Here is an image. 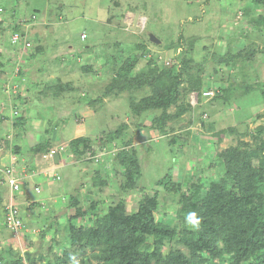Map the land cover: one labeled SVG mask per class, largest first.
Listing matches in <instances>:
<instances>
[{
    "label": "rangeland",
    "instance_id": "374dc122",
    "mask_svg": "<svg viewBox=\"0 0 264 264\" xmlns=\"http://www.w3.org/2000/svg\"><path fill=\"white\" fill-rule=\"evenodd\" d=\"M0 7L4 9L0 17V56L6 63L4 68L6 72L0 73L1 113L10 119L18 120L13 116L12 108L6 105L5 97L10 93L15 94L11 92L14 91V84L18 86L14 78L21 69L20 64L23 60V69L30 67L32 77L30 86L34 89L37 90L40 84L34 81L35 75L43 79L53 76L55 81L58 79L54 82L55 85L63 79L62 81L70 87L64 91L65 97L61 94L59 95L61 98L56 101L42 97L31 100L29 104L25 102L21 104L20 117L24 116L26 122H31L28 127L37 130L35 137L29 134L27 144L25 143L27 148L30 147V142L36 144L34 142L36 138L40 142L49 136L54 137L52 140L54 142L65 141L67 147L69 141L82 137H89L95 143L101 144L103 134L128 123L126 139L135 137L134 143L142 166V177L139 182L142 192L138 191L127 199L130 212L137 210L141 193L143 195L163 190V187L156 186V182L169 172L177 181L183 182L191 179V175L196 174V171L204 174V180L207 181L209 177L218 178L220 170L215 166L218 163V154L238 144V132L250 130L251 133L258 126L264 125V115L261 118L257 117L258 114H264L263 102L255 92L246 94L243 88H239V84H242L239 74L230 80L236 88L231 96L230 94L227 96L228 98L206 100L198 96V104L191 96L184 98V104H190L192 109L180 120L168 124V128H175V134L183 140V144L176 146L169 143L170 138H153L152 135L156 132L150 133L152 118L149 115L144 116L146 126L140 125L142 124L140 119L130 116V93L105 98L108 103L103 105L99 102L97 104L99 112L96 114L86 109L88 106L85 104L86 100L81 97L82 94H86L82 86L86 84L85 78L94 76L93 73L86 76L81 65L96 62L94 64L98 71L96 73L104 74L103 67L107 59H112L113 56L121 59L124 52H132V49H128L129 45H144L150 54L148 57L152 54L155 57L159 56L160 62L171 66L173 58L179 51L189 48L187 42L192 38L197 39L194 43L193 58L198 63L206 61L204 67L206 72L203 74L206 78L205 84L216 95L219 91L216 83L220 78L212 76L214 59L218 54L224 55L227 52L226 47L230 45L236 52L243 49L256 51L252 58V61H255L254 69L251 71L252 82L263 83L264 25L257 28V22L252 21L253 18L260 20L259 16L264 15V8L256 9L253 0H120L118 6L113 0H0ZM16 24L21 26L23 31L21 34L27 35L32 46L27 54L20 52L21 55L14 58V54L19 53L12 43L14 34L12 27ZM83 35H86V39H83ZM150 35L157 37L161 44L152 43ZM179 40L182 46H178L177 50L166 48L167 45ZM116 61L120 63L119 60ZM110 78L107 76L106 80L102 79L101 84L93 83L95 81L89 83L86 89H90L88 90L90 94L86 95L93 98L102 97ZM96 90L97 93L94 92ZM147 94L149 90L136 92L133 96L139 100ZM61 99H64L60 102L62 107H58L55 104H59ZM175 112L174 106L170 113ZM82 119H85V122H82ZM137 125L141 127V134H137ZM230 128H236L237 131L234 134L226 133L219 142L218 134L221 131L229 132ZM7 132L10 137L6 139H13L14 131ZM4 135L1 134L0 138ZM80 135L82 136L76 138ZM243 139L249 142L251 137L248 135ZM212 142L216 143L215 148H212ZM117 152L116 148L108 152L100 150L99 154H92L94 157L92 161L78 159L72 155L70 165H75L59 171L57 173L60 176L59 180L55 178L57 175L53 177L54 188L57 191L54 193H57V197L52 198H56L63 205L67 204L70 208L64 221L63 217H59L55 225L48 224L62 233L63 237L58 236L60 241L63 240L62 246L68 240L71 229L70 217L75 213V208L70 207L73 196H79L85 208L90 206V200L99 201L104 210L117 199L125 198L123 193L118 192L120 177L114 164V155ZM66 153L69 155L71 152L68 149ZM13 157L16 158L12 155L11 158ZM1 165L3 164L0 157V167ZM96 168L102 169L101 175L109 179L106 189L92 187ZM44 178V176L38 178V183L43 186L40 192L34 188L29 192L31 199L44 204V207L40 205L37 211L42 217L33 221L28 220L27 216L24 217L25 208L20 209L22 218L27 219L26 224L30 223L33 228L36 227L35 229H42L46 223L43 212L50 209L54 203L48 198V182ZM33 186L35 187V184ZM12 203L18 206L16 198H13ZM169 205L171 210L177 208L175 201L168 200L161 204L160 209L165 211ZM3 241V236L0 235V248L5 246ZM58 244H52L51 249L56 251ZM10 247L15 248V245L12 244ZM181 248L185 250L184 247ZM19 249L17 248V252Z\"/></svg>",
    "mask_w": 264,
    "mask_h": 264
},
{
    "label": "trees",
    "instance_id": "16d2710c",
    "mask_svg": "<svg viewBox=\"0 0 264 264\" xmlns=\"http://www.w3.org/2000/svg\"><path fill=\"white\" fill-rule=\"evenodd\" d=\"M113 1L116 6L119 5L120 0ZM253 1L256 9L264 8V0ZM259 17V21L254 18L252 21L257 22V28L264 25V15ZM12 29L14 34L23 33L20 25L16 24ZM195 41L196 38L189 39V48L179 51L171 66L160 62L159 56L152 54L148 57L150 54L144 45H129L128 49L132 52H124L126 58L123 53L121 59L115 56L107 59L103 64L104 74L96 73V62L81 65L83 73L86 76L93 73V77H99L97 81L111 76L103 96L98 98L86 95L89 93L86 86L94 78H85L86 84L82 86L86 94L81 97L86 100V105L96 108L98 102H104L105 98L130 93V116L140 119V125L146 126L144 116L149 115L152 118L150 133L156 132L153 138H170L172 146L183 144V140L175 134V128H168V124L180 120L192 109L190 104H184V98L193 92L202 97L204 90L208 89L203 75L206 61L198 63L193 58ZM178 46H182L181 40L166 48L177 50ZM226 49L224 55H216L218 59L215 56L213 63L212 76L220 78L216 83L219 91L214 100L228 98L234 93L236 85L230 80L239 74L242 79L239 88H243L246 94L255 92L264 107V82H252L251 71L255 62L252 58L256 51L243 49L236 52L232 45ZM22 63L19 83L26 82ZM5 66L0 56V73L6 72ZM58 83H48L43 94L52 91L59 96L70 89L69 84ZM144 90H149V94L142 99L133 96ZM15 98L13 106L20 111L25 101L21 95ZM174 106L176 112L170 113ZM263 115L258 114L257 117ZM24 119L18 117L14 127H19ZM140 125H137V134L142 132ZM128 127L129 124L124 123L116 130L103 134L101 144L82 137L68 145L70 154L75 158L91 161L92 154H99L100 150L108 152L118 148L114 164L120 177L118 192L123 193L125 198L117 199L104 210L99 201L92 199L90 206L85 208L79 196H73L70 207L75 208V213L70 217L68 240L63 244L62 252L53 251V259H45L44 264H264V125L251 133L250 130L238 132V144L218 154L215 165L220 170L218 178L209 177L207 181L204 174L196 171L191 179L183 182L177 181L169 172L156 182V186L163 187V190L143 195L138 193L140 200L134 212L129 211L127 199L138 191L142 192L139 186L142 166L135 137L126 139ZM236 131V128H230L229 132L221 131L218 141L221 142L226 133L234 134ZM248 135L251 140L245 142L243 138ZM211 144L215 148L216 143ZM0 149L12 150L14 154L19 152L18 146L7 139H0ZM51 149V141L47 138L31 146L29 151L39 155ZM101 170L96 168V176L92 178L94 189H106L109 184V179L101 175ZM168 200L175 201L177 208L171 210L169 205L167 210L162 211L161 204ZM193 212L200 220L198 227L187 219ZM25 259L31 264L36 263L31 254H26ZM25 259L13 248L0 252V264H25Z\"/></svg>",
    "mask_w": 264,
    "mask_h": 264
},
{
    "label": "crops",
    "instance_id": "0c3cea01",
    "mask_svg": "<svg viewBox=\"0 0 264 264\" xmlns=\"http://www.w3.org/2000/svg\"><path fill=\"white\" fill-rule=\"evenodd\" d=\"M28 52V51H27ZM26 52V54H27ZM25 54V56H26ZM16 55H20L19 53L14 54V58ZM18 57V56H17ZM25 58V57H24ZM23 58V59H24ZM23 61V60H22ZM24 67H25V63H24ZM28 68H24L23 69V77L26 79L27 84H29V86L27 84V89L25 87V89L27 90L26 93H24L23 97V101H25V103L29 104L31 100L33 99H37V98H48V99H52L55 100L61 98V96L55 97V95L53 94V92L51 91L49 94L44 95V89L46 88L45 86L48 85V83H54L55 81V77H47L45 79H43L42 77L39 78L38 75H35V79L34 81L36 82V84L40 83L38 86L39 88L36 90L34 89L33 86H30V82L32 81V77L30 76V71H29V66H27ZM97 76V75H96ZM94 79H91L89 81V83H91L92 81H95L93 83H98L101 84L102 81H97V77H93ZM99 78V77H98ZM63 80V79H62ZM61 80V81H62ZM33 81V82H34ZM25 82V83H26ZM63 82V81H62ZM65 83V82H63ZM88 83V84H89ZM66 84V83H65ZM90 90V89H89ZM65 91V90H64ZM95 93H97V90L94 91ZM90 94V92L88 93ZM61 95V94H60ZM62 97H65L64 92L62 93ZM64 100L61 99L59 101V104H55L58 107H62L60 105V102ZM108 101L105 99L104 102H102V104H107ZM96 106V105H95ZM93 108V109H92ZM108 108V107H107ZM86 109H89L91 111H93L95 114L98 113L99 111L97 110L98 107L96 106V108H94L93 106H86ZM2 111V110H0ZM98 111V112H97ZM28 113V112H27ZM26 115V114H25ZM24 117V116H23ZM58 118H61L60 116H57ZM16 122V121H15ZM82 122H85V119H82ZM31 122H26V119H24V121H22L21 123H19V127H14L11 125V123H9L8 117H6L5 115H3L2 113L0 114V135H4L1 136L0 139H6V137L9 135V133L7 131L13 132L14 131V138H13V143L18 146L19 148V152L17 154H14V152H12V150H3L0 149V154H1V161L2 164L1 167L3 166H13L17 176L20 178V186H21V192L16 194V201H17V205L18 208L21 209L25 208L26 210V214H24V217L28 218V220H36L37 218H41L42 215H39V213L37 212L39 210L40 205H44V204H40V202L33 200L29 197V192L32 190V188L35 189V191H37V189H39L38 191H41V187H43L41 184L38 183V178L40 176H44L45 180L48 182L47 183V193L49 195V199H52V201L54 202L51 205L50 209H47L46 211H44V218H45V224L43 225L42 229H35L33 228V226H30L31 224L29 223L28 225L26 224L27 219L24 220V228L22 230H20V232H18L17 234L12 233L10 231H7L5 226H4V216H5V209L7 207V205L9 204V188L7 187V185L4 183V179L3 176L0 175V199L1 204H0V235L3 236V245L5 244L4 248H0V252L8 249V248H12L10 247L12 244L15 245V248H13L15 251H17V248L19 249V253L21 254L22 257H24L26 254H31V256L34 258V262H36L35 264H41V263H45V259H47V261H50L53 259V249H51L52 244H58L57 246V253H61L62 250L64 249V245L62 246V243L60 242V239L58 236L61 235L62 233H59V230H54L53 228H51L49 225H55V222L57 220V218L59 217H63V221H64V217L69 213V206H67V204H61L60 201L56 200V198H52L57 197V192L56 189L54 188V182H53V177L55 175H57L58 177H60L57 173L63 169H66L68 167H72L73 165H70V161H71V154H67L62 153L59 156V160L58 162L55 161H51V160H43L41 158V155H33L30 151L29 148L33 145V142H30V147L27 148L26 144V140L29 137V134L32 135L33 137H35L37 130L34 127H28V125ZM31 125V124H30ZM36 126V125H35ZM18 131V133H17ZM21 132V133H20ZM47 134V132H46ZM82 135L76 137L79 138ZM54 139V137H50L49 136V140L51 141V145L52 148L53 147H57L60 146L62 144H66V142H54L52 141ZM75 140V139H74ZM30 141V140H28ZM73 141V140H72ZM35 143L39 142L38 139L36 138L34 140ZM70 142V141H69ZM26 143V144H25ZM12 155H14L16 158L15 160H11ZM70 165V166H69ZM0 167V168H1ZM47 178V179H46ZM33 184H35V187L33 186ZM5 188H6V192H5ZM53 194H56L53 195ZM33 204V205H32ZM29 207V208H28ZM44 207V206H43ZM21 211V210H20ZM35 218V219H34ZM64 225V223H63ZM53 231V232H50ZM34 232V235H32V233ZM53 233V234H52ZM19 242V243H17ZM48 246H50V248H48ZM25 264H31L30 261H26L25 259Z\"/></svg>",
    "mask_w": 264,
    "mask_h": 264
},
{
    "label": "clouds",
    "instance_id": "9594fccd",
    "mask_svg": "<svg viewBox=\"0 0 264 264\" xmlns=\"http://www.w3.org/2000/svg\"><path fill=\"white\" fill-rule=\"evenodd\" d=\"M1 9H3L2 7H0ZM3 13H4V9H3ZM19 34V33H18ZM14 35V34H13ZM19 35H21V34H19ZM22 36V35H21ZM24 36L25 37H27V35H25L24 34ZM13 37V36H12ZM27 39H28V37H27ZM30 42V41H29ZM31 43V42H30ZM21 45H22V42L20 43V47H21ZM32 45V44H31ZM15 46V45H14ZM16 48H17V50L19 51V54H20V52H23L22 51V48H19V47H17V46H15ZM28 50V49H27ZM24 53V52H23ZM21 55V54H20ZM25 55V54H24ZM24 55H23V57H24ZM22 57V58H23ZM22 69V68H21ZM20 69V70H21ZM20 70L18 71V73H17V75L15 76V78H14V80H15V82L18 84V86H15V84L13 85V87L14 88H16V93L13 95V94H9V95H7L6 97H5V102H6V105H8L10 108H12V114H13V116L15 117V118H18V117H20V111H18V110H16L15 108H14V106H13V103H14V99H16L15 97L16 96H18V95H21V96H24V93H26V89H25V84H27V83H19V78H20V74H19V72H20ZM207 91H213L212 89H207V90H204V92H203V94L205 93V92H207ZM11 92H14V91H11ZM215 93V92H214ZM196 95L197 96V100L195 101V103H199V94L198 93H195V92H193V93H191L190 94V96L192 97V95ZM203 94H202V98L203 99H214V97L216 96V94H215V96L214 97H212V98H208V97H204L203 96ZM199 96V97H198ZM23 98V97H22ZM99 103V102H98ZM15 111H17L18 112V115H15L14 114V112ZM8 120L9 121H11L10 123H11V125L12 126H14V124L13 123H15V120L14 119H10V118H8ZM10 137V135H8L7 136V138H9ZM7 140H12L13 141V139H7ZM71 142H69L68 143V145L70 144ZM61 148H63V151H59ZM116 149H118V148H116ZM53 150H58L57 151V155H58V157L62 154V153H65L66 152V150H68V147H67V144H62V145H60V146H57V147H53L50 151H48L47 153H44V154H40L41 155V158L43 159V160H51V161H54V159H53V157H48V158H44V155H49L50 153H51V151H53ZM119 150V149H118ZM55 155V154H54ZM53 155V156H54ZM96 158V157H95ZM93 159H94V157H93ZM11 160H15V158L13 157V158H11ZM8 168H12V169H14V167L13 166H11V165H9V166H3V167H1L0 168V175H2L3 176V179L5 180L4 181V183L7 185V187L9 188V204L7 205V207H6V209H5V216H6V214H7V211H8V207L10 206V205H13V198L15 199L16 198V194H18V193H20L21 192V186H20V189L18 190V191H12L11 190V188L9 187V185L7 184V180H6V178H5V175H4V171L6 170V169H8ZM14 171H15V169H14ZM15 173H16V171H15ZM17 175V174H16ZM18 177V176H17ZM19 178V177H18ZM55 178L57 179V180H59L60 179V177H58V176H55ZM19 185H20V178H19ZM39 189H37V191H38ZM39 192V191H38ZM15 208H17L18 209V211H19V214H20V218H21V220L23 219L22 218V215H21V212H20V209L18 208V206H16V205H13ZM5 216H4V226H5V228H6V230H8L7 229V227H6V225H5ZM188 220H189V222L194 226V227H198L199 226V223H200V220H199V218H197L196 217V214L193 212V213H189V215H188V218H187ZM22 222H23V220H22ZM23 228H24V223H23ZM22 228V229H23ZM21 229V230H22ZM9 231V230H8ZM11 232V231H10ZM20 232V231H19Z\"/></svg>",
    "mask_w": 264,
    "mask_h": 264
},
{
    "label": "built area",
    "instance_id": "2783aa9c",
    "mask_svg": "<svg viewBox=\"0 0 264 264\" xmlns=\"http://www.w3.org/2000/svg\"><path fill=\"white\" fill-rule=\"evenodd\" d=\"M3 13V9L0 8V15ZM83 39H86V35H83ZM22 42L21 47L19 46ZM13 45L22 48V51L31 48V43L28 41L27 37L21 36L19 34H14L12 37ZM171 65V64H169ZM14 93H16V88H14ZM204 97L212 98L215 96L214 91H207L203 94ZM191 99L195 102L197 100V96L192 95ZM15 115H18V112L15 111ZM58 151V150H57ZM56 150L51 151L49 155H44V158L53 157L54 154L57 153ZM59 151H63L61 148ZM5 178L7 180V184L11 188L12 191H18L20 189L19 178L17 177L14 169L8 168L4 172ZM5 225L9 231L17 234L23 228V222L20 218V214L17 208L13 205L8 207L7 214L5 216Z\"/></svg>",
    "mask_w": 264,
    "mask_h": 264
},
{
    "label": "water",
    "instance_id": "95a60500",
    "mask_svg": "<svg viewBox=\"0 0 264 264\" xmlns=\"http://www.w3.org/2000/svg\"><path fill=\"white\" fill-rule=\"evenodd\" d=\"M150 41H151L152 43L156 44V45H160V44H161V41H160L157 37H155L154 35H150ZM53 159H54L55 162H58V160H59L58 155L55 154V155L53 156Z\"/></svg>",
    "mask_w": 264,
    "mask_h": 264
}]
</instances>
